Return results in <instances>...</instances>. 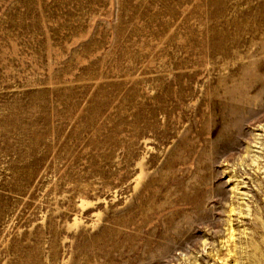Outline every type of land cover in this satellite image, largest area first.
Listing matches in <instances>:
<instances>
[{
	"label": "rangeland",
	"instance_id": "obj_1",
	"mask_svg": "<svg viewBox=\"0 0 264 264\" xmlns=\"http://www.w3.org/2000/svg\"><path fill=\"white\" fill-rule=\"evenodd\" d=\"M68 1L78 16L91 13L88 34L53 69H46L32 53L46 54L44 33L58 31L54 17L61 0H0V56L4 60L12 53L15 58L14 65L6 63L10 74L0 82V264H264V89L259 100L235 116L215 105L216 111L208 114L214 123L201 132L194 112L207 115L204 85L217 79L221 71L215 70L221 65L220 58H201L194 47L188 65H167L169 77L180 74L189 81L194 74V93L184 104L191 107L187 114L179 106L163 113L164 107L183 99L166 89L165 94L162 89L142 91L154 98L146 106L139 91L128 99L133 88L142 86L136 85L139 79L155 76L149 70L155 53L165 51L163 60L171 52L184 56L172 39L177 35L184 43L192 36L178 33L180 18L195 25L207 22L204 12L210 0H176L171 13L186 3L193 7L159 39H146L145 47L141 33L148 23L125 18L137 33L129 49L146 52L147 61L144 66L127 62L123 77L106 74L102 63L103 73L96 78L81 72L87 66H78L72 52L91 38L100 45L114 33L117 16L127 17L136 0ZM253 8L241 6L227 18L251 23L257 13ZM257 9V18L264 21V0ZM95 15L105 21L93 20ZM7 22L31 23L39 32ZM216 23L212 25L220 28ZM74 24L66 22L56 35L70 36ZM199 24L206 28V23ZM245 44L243 53L258 51L249 41ZM198 60L205 65H196ZM245 60L229 59L224 77L229 80L234 72L236 78ZM20 65L27 67L18 73ZM159 66L155 62L154 68ZM59 71L62 83L47 82ZM260 73L262 81L248 88L251 99L264 87V65ZM52 87L86 89L79 101L70 99L76 109L65 112L61 100L54 110L52 95L45 97L43 90ZM128 101L140 106L137 114ZM98 102L105 104L99 112L86 111ZM229 122L233 126L225 128ZM195 195L206 202L199 214L190 199L179 200ZM143 210L145 220H139Z\"/></svg>",
	"mask_w": 264,
	"mask_h": 264
},
{
	"label": "bare ground",
	"instance_id": "obj_2",
	"mask_svg": "<svg viewBox=\"0 0 264 264\" xmlns=\"http://www.w3.org/2000/svg\"><path fill=\"white\" fill-rule=\"evenodd\" d=\"M141 1L142 0H136L134 9H132L128 5L129 9L126 13L127 17L119 18L117 16L118 25H114L112 27V31L114 33L109 37H103L102 43L100 45H98L97 39L91 38L87 44H83V48H81L80 50H74L72 52L76 55L75 62L78 66H87V68L81 70L83 74H88V77L90 78H96L102 75V69L101 71L99 70V67L102 66V63H104V66L106 67V74H110L116 77L124 76L123 69H125L127 62L132 66L135 65V63H140V65L144 66V62L147 61L146 52L142 51L139 54L136 51L133 52L131 51V49H129L132 48V41H134L135 35L137 33L134 31V27L131 28L130 25L124 23L125 18L126 22L128 21V23L129 20L133 19L142 21L144 23L146 22V24L148 23V26L144 24L141 33V38L144 41L145 47L146 39H148L150 36H154L159 39L160 33H165L166 30H168L170 27H173L175 20L178 21V18L184 16L183 11L188 12V10L190 8L192 9L193 7L186 3L185 7L181 9V11L177 10L174 14L170 11L173 3L176 2V0H158L154 3H149V5L140 3ZM257 1L258 0H210V8L205 10L204 12V15L207 17V22L199 20L198 24L195 25V22L191 21L190 19L180 18L179 26L182 28L178 33L182 35H185L186 33L192 35L186 37L184 43L178 42L177 35L172 36V39L176 38L174 44L180 49V53L184 52V56L178 55V53L176 52H171V54L167 56V59L163 60L161 58V55H163L165 51L161 54L155 53V56L151 57V62L149 63V70H155V76L152 77L153 79H139L138 81L140 82L136 83V85L142 83V86H139V88H133L130 96H128V99L131 97L135 98L136 92L139 91L145 98L144 105L146 106L149 103L152 104L154 98L151 95H146L142 91L162 89V92L165 94L166 89L169 94L175 92L177 96H182L183 99L180 103L176 102V105L164 107L162 109L163 113H168L171 110L173 111L174 108L179 106L183 109L182 113L187 114L190 111L189 108L191 107L184 104L188 97H190L194 93V89L196 86L192 81V77L194 76V74H192L191 77L187 78L189 81H183L180 74L174 75L173 78V76H168L167 71L168 66L170 67V65H172L173 68H175L176 64L181 68L188 65V63L193 60L194 51L192 49H194L195 47L200 50L199 55L201 56V58H209L211 62H213L217 58H220L221 65V68L216 67L215 70L218 72L221 71L217 79L214 81H208L204 85L202 100L206 102V106L208 108L207 115L205 113L201 114L200 112H194V117H198V119H196L198 127L202 128L201 132H203L205 128L214 123L213 118L208 114L210 111H216L215 105L220 104L224 109L228 111L230 115L235 116L239 114L243 108H246V104H249L257 99L259 100L260 94L263 92L260 90L264 89L263 86H260L258 90L254 91V97L252 99L248 95V88L251 86V84L253 82L262 81L260 70L261 65H264V21L257 18L260 13L257 9L258 3H262V0L258 1V3ZM61 3L62 4L60 12L56 17H54V22H57L56 26L58 28V31H53L50 29L52 34L48 32L44 33V49L46 51V54H39L38 52L32 53L37 57V60L41 64L44 63L46 69H53V66H55L56 63H60V61L63 60V57L67 52H71L70 46L73 43L80 41L85 36V34H88V24L86 22L91 20V13L78 16L79 12L71 11V7H73V5L68 0H61ZM207 5L200 4V6L202 7H205ZM241 6L245 8L253 6V10H257L255 16L253 13V19L251 23L238 21L241 18H238V20L227 18L228 15L230 16L232 11H235L237 8H241ZM261 11L262 13H264V9H262ZM235 14L241 15V12L236 11ZM163 15L166 16L164 17ZM167 16H169L170 18L167 19ZM201 16L203 15L201 14ZM111 17L113 18L114 14H111ZM43 20H45L44 17ZM93 20H96L99 23H101L102 20L105 21L104 17H102L101 15H95ZM169 21L171 23H166ZM66 22L75 23L72 27V31L70 27V36L56 35V33L62 32L63 28L66 26ZM199 23H206V28L203 29ZM213 23H216V26H220V28H216L215 26H213ZM7 24L17 28H30L33 29L34 32H39L38 29L31 23L7 22ZM0 26L2 25L0 24ZM229 27H231L233 31H231ZM200 32L202 33V35L198 36L197 33ZM247 34H250L249 38L244 37ZM248 41L253 46H255L256 50L258 51L243 53L241 51L242 48L240 47H244L246 45L245 42ZM249 53L251 55L250 59ZM229 59L232 61L243 59L246 60L241 61L242 63L239 64V73L237 77L234 78L236 74L233 72L229 76L228 80V78L224 77L222 71L227 68ZM155 62L161 64L162 67L159 66L158 69H155ZM6 63L10 65L15 64V58L12 53H9L8 56L4 58V60H2V56H0V82L10 74V72L5 68ZM33 64L39 67L38 63ZM196 65H205V63L201 60H198ZM26 67L27 66L20 65L17 69L18 73H21L20 70H26ZM30 70H32V68ZM135 70L136 68L133 69V72ZM97 72H99V74H96ZM63 77V73L59 71L55 74L50 75L47 78V82H50L51 84L54 82H58L60 84L62 83L60 81L63 79ZM74 79L75 81H79L80 77L78 76ZM191 84L194 85L193 88L191 87ZM112 88L114 90H118V86H112ZM85 89L86 87H83V90H76L72 87H52L50 89L43 90V93L45 97H49L50 94L52 95L51 107H53L54 110H59L57 102L61 100L60 103L64 105L63 108L65 112H67L69 110V107L71 109H76V103H70V99L75 98V100L79 101L84 96L81 95L83 91L85 93ZM104 89L105 88H101L99 94ZM114 95H117L118 98L119 91H116ZM104 105L105 104L103 102H98L97 106H91L86 111L99 112ZM128 105L129 109L137 114L140 106L130 102L128 103ZM93 119L94 117L91 118V120ZM223 126L225 128H230L231 126H233V124L229 122L227 124L224 123ZM171 183H175V181ZM177 188H181V190L183 189L179 184H177ZM182 199H190L188 203L192 202L191 204H194L197 208H199L197 212L198 214L201 212V208L204 209V204L206 203L201 201L203 200V198H201L200 195H195L192 198H185V196H183L179 200ZM138 215L139 220H145V210L139 212ZM167 219H171V217ZM115 235L118 240L122 238L119 233H115Z\"/></svg>",
	"mask_w": 264,
	"mask_h": 264
}]
</instances>
